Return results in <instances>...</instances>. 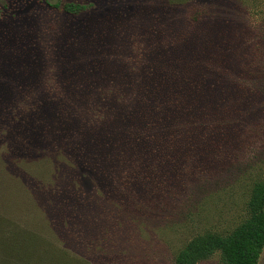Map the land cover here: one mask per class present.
<instances>
[{
	"label": "rangeland",
	"instance_id": "rangeland-1",
	"mask_svg": "<svg viewBox=\"0 0 264 264\" xmlns=\"http://www.w3.org/2000/svg\"><path fill=\"white\" fill-rule=\"evenodd\" d=\"M260 182L264 0H0V216L83 264H175Z\"/></svg>",
	"mask_w": 264,
	"mask_h": 264
},
{
	"label": "trees",
	"instance_id": "trees-1",
	"mask_svg": "<svg viewBox=\"0 0 264 264\" xmlns=\"http://www.w3.org/2000/svg\"><path fill=\"white\" fill-rule=\"evenodd\" d=\"M83 9L73 3L61 6L69 15H77ZM141 133L138 138L143 136ZM54 238L42 230L22 229L0 216V264H83L82 258L71 254ZM263 249L264 183L260 182L252 187L247 218L241 224L227 234L196 235L175 255L174 263L198 264L219 254L221 264H257Z\"/></svg>",
	"mask_w": 264,
	"mask_h": 264
}]
</instances>
